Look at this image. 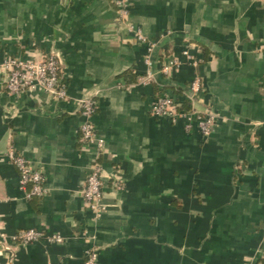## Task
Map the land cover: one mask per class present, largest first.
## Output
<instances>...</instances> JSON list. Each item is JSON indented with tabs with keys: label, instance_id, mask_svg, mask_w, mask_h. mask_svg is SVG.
<instances>
[{
	"label": "crops",
	"instance_id": "obj_1",
	"mask_svg": "<svg viewBox=\"0 0 264 264\" xmlns=\"http://www.w3.org/2000/svg\"><path fill=\"white\" fill-rule=\"evenodd\" d=\"M129 21L157 42L150 66L109 2L0 0V238L12 251L0 264H83L90 250L96 264H264V3L132 0ZM50 53L65 100L7 92L6 58ZM172 60L179 67L163 76ZM148 70L154 79L141 84ZM194 78V109L216 115L205 140L150 112L155 87ZM85 97L97 103L91 121L103 140L97 221L81 195L96 155L80 139ZM9 148L43 175V196L19 188ZM27 229L63 241L12 242Z\"/></svg>",
	"mask_w": 264,
	"mask_h": 264
},
{
	"label": "built area",
	"instance_id": "obj_2",
	"mask_svg": "<svg viewBox=\"0 0 264 264\" xmlns=\"http://www.w3.org/2000/svg\"><path fill=\"white\" fill-rule=\"evenodd\" d=\"M111 3L116 10V22L122 24L125 30L140 43L146 45V56L144 62L150 66V53L157 42L146 38L140 29L129 21V12L132 0H104ZM264 3V0H261ZM264 52V44L259 47ZM185 55H187L185 53ZM188 59L189 56H187ZM196 65L195 61H192ZM180 62L172 60L164 63L160 68L163 76H169L174 68H178ZM1 70L5 75V88L9 94L20 95L24 92L41 89L53 98L65 100L67 92L61 78V61L56 53H50L38 60L23 61L19 58H6ZM154 79V74L148 70L145 75L138 78L141 84H148ZM201 92L199 78L189 84L183 94L190 102V109L183 110L178 99L167 94L158 96L151 105V115L155 118H165L171 123L183 121L185 129L189 131L196 126L201 137L205 140L212 133L216 124V115L212 111L205 113L194 109L195 98ZM81 106L82 123L80 125V139L86 146H94L96 155L90 167L89 173L82 185L81 195L83 201L92 214V219L99 220L105 208L102 205L103 182L101 179L100 153L103 148V140L95 132L91 118L96 113L97 103L90 97H85L79 102ZM6 159L16 168L19 174V188L25 191L27 198L41 197L45 194L43 175L30 168L23 156L12 148L6 153ZM29 188V190H27ZM12 242L21 245H29L34 242L43 241L46 244H60L62 236L58 234H46L42 230H21L12 238ZM11 256L12 251L5 245V239L0 238V256ZM97 253L90 250L85 253L83 264H96Z\"/></svg>",
	"mask_w": 264,
	"mask_h": 264
},
{
	"label": "trees",
	"instance_id": "obj_3",
	"mask_svg": "<svg viewBox=\"0 0 264 264\" xmlns=\"http://www.w3.org/2000/svg\"><path fill=\"white\" fill-rule=\"evenodd\" d=\"M132 82L135 81V79H132L131 80ZM187 87L188 85H185V86H170V87H165L163 88L162 90L160 89H154L155 93L157 94V97L160 96L163 91L169 89L170 92L172 93L171 96H177L176 99H178V101H180V107L183 109V110H189L190 109V102L189 100L183 95L185 93V91L187 90ZM179 96V98H178ZM27 190H29V188H27ZM33 198V197H32Z\"/></svg>",
	"mask_w": 264,
	"mask_h": 264
}]
</instances>
